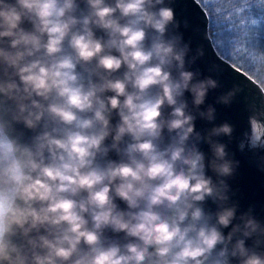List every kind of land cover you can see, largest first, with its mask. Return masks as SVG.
I'll list each match as a JSON object with an SVG mask.
<instances>
[{"label": "clouds", "instance_id": "obj_1", "mask_svg": "<svg viewBox=\"0 0 264 264\" xmlns=\"http://www.w3.org/2000/svg\"><path fill=\"white\" fill-rule=\"evenodd\" d=\"M179 27L166 0H0V264H264V223L230 202L234 127L201 108L221 84Z\"/></svg>", "mask_w": 264, "mask_h": 264}, {"label": "water", "instance_id": "obj_2", "mask_svg": "<svg viewBox=\"0 0 264 264\" xmlns=\"http://www.w3.org/2000/svg\"><path fill=\"white\" fill-rule=\"evenodd\" d=\"M166 4L175 11L176 20L180 22L179 29H171L183 35L185 43H190L192 51L191 56L196 54L200 47L204 49V56L197 59L195 64H188V70L198 73V79L211 76L217 79L221 87L210 90L206 102L201 106L206 109L209 104L216 108L215 124L220 125L228 122L234 127L231 138L222 136L219 139L228 145L229 158L239 161L233 176L227 178L231 186V203H238L239 208L237 217L253 209V215L257 220L264 223V149L254 150L247 146L241 149L242 141H245V133L250 129L249 117L254 112L264 111V105H261V90L263 85L245 70L236 66L229 59L225 58L217 48L213 46L210 25L205 15L209 16L207 9L199 0H166ZM202 9H204L202 11ZM210 17V16H209ZM186 22V24H185ZM235 85H240V91L230 106L216 103L217 97ZM186 97L191 105V95L186 93ZM264 123V120L261 121ZM213 124L203 119L196 120V130L204 132ZM27 132V136H31ZM200 148L208 156H211L209 146L206 143L200 144ZM112 158H116L112 154ZM208 175L216 179L215 174L209 170ZM121 207H124L121 204ZM206 210L215 212L217 205L210 199L204 205ZM236 222H239L238 220ZM230 229H225V234ZM248 246H252L253 240L247 241Z\"/></svg>", "mask_w": 264, "mask_h": 264}, {"label": "snow or ice", "instance_id": "obj_3", "mask_svg": "<svg viewBox=\"0 0 264 264\" xmlns=\"http://www.w3.org/2000/svg\"><path fill=\"white\" fill-rule=\"evenodd\" d=\"M211 13L205 18L213 29V46L227 59L247 57L248 70L264 78V51L258 55L250 43L264 22V0H200ZM225 4L237 5L222 7ZM204 9H202L203 11Z\"/></svg>", "mask_w": 264, "mask_h": 264}, {"label": "trees", "instance_id": "obj_4", "mask_svg": "<svg viewBox=\"0 0 264 264\" xmlns=\"http://www.w3.org/2000/svg\"><path fill=\"white\" fill-rule=\"evenodd\" d=\"M200 1V0H199ZM203 4V3H202ZM204 5V4H203ZM237 5H232V4H225L222 7H233ZM205 7V6H204ZM207 9V8H206ZM209 16L211 17L212 13L207 9ZM211 30V36L213 38V29L210 26ZM253 37L250 41L251 45L255 47L253 51H255L258 55L260 54L261 51H264V22L260 25L256 33L252 34ZM218 51L226 58L227 53L221 52L219 49ZM232 63H234L236 66L240 67L241 69L245 70L247 73H249L251 76H253L257 81H259L263 87H264V78L261 77L259 73H253L252 71L248 70V65L246 63L247 57H245L244 60H240L239 58H234V59H229Z\"/></svg>", "mask_w": 264, "mask_h": 264}]
</instances>
